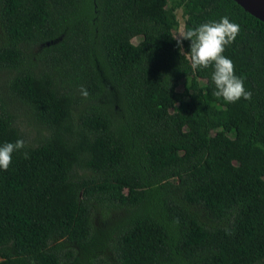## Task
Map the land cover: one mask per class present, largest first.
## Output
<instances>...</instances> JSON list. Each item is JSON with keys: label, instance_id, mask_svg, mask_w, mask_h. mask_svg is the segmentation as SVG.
I'll return each instance as SVG.
<instances>
[{"label": "trees", "instance_id": "obj_1", "mask_svg": "<svg viewBox=\"0 0 264 264\" xmlns=\"http://www.w3.org/2000/svg\"><path fill=\"white\" fill-rule=\"evenodd\" d=\"M178 10L240 25L224 54L250 99L191 69ZM3 71L0 143L25 148L0 170V264H264V22L234 0H1Z\"/></svg>", "mask_w": 264, "mask_h": 264}, {"label": "clouds", "instance_id": "obj_2", "mask_svg": "<svg viewBox=\"0 0 264 264\" xmlns=\"http://www.w3.org/2000/svg\"><path fill=\"white\" fill-rule=\"evenodd\" d=\"M240 30V25L227 16L219 20H210L179 35L177 43L190 41L192 70L211 68V82L214 85L213 95L228 103H234L241 98L250 99L251 93L244 86V78L235 73L233 60L226 56L225 49L231 45ZM87 96V90H82ZM25 148L23 139L14 142L0 143V170H7L12 162L13 154ZM25 158L28 153H23Z\"/></svg>", "mask_w": 264, "mask_h": 264}, {"label": "rangeland", "instance_id": "obj_3", "mask_svg": "<svg viewBox=\"0 0 264 264\" xmlns=\"http://www.w3.org/2000/svg\"><path fill=\"white\" fill-rule=\"evenodd\" d=\"M0 10H1V0H0ZM178 19L180 21V27L176 31V38L179 39V35H181L184 32V24L185 19L183 17L182 11H177ZM5 74H7L6 71H3L0 75L2 78V83L5 84L6 77ZM183 89V86H180V90ZM24 110L19 111L20 113V123L19 128L21 129L22 133L25 135L28 143L31 146H37L41 140H43L46 136H48V132L46 128H44L34 117L29 116V114L24 113ZM75 245L71 244L66 249L75 250Z\"/></svg>", "mask_w": 264, "mask_h": 264}, {"label": "water", "instance_id": "obj_4", "mask_svg": "<svg viewBox=\"0 0 264 264\" xmlns=\"http://www.w3.org/2000/svg\"><path fill=\"white\" fill-rule=\"evenodd\" d=\"M246 12L264 22V0H234Z\"/></svg>", "mask_w": 264, "mask_h": 264}]
</instances>
